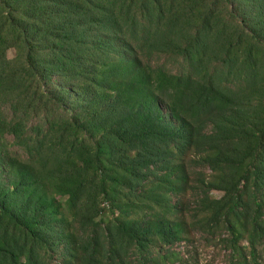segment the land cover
I'll use <instances>...</instances> for the list:
<instances>
[{"label":"trees","instance_id":"16d2710c","mask_svg":"<svg viewBox=\"0 0 264 264\" xmlns=\"http://www.w3.org/2000/svg\"><path fill=\"white\" fill-rule=\"evenodd\" d=\"M201 167L194 225L259 264L264 0H0V264H168Z\"/></svg>","mask_w":264,"mask_h":264},{"label":"rangeland","instance_id":"374dc122","mask_svg":"<svg viewBox=\"0 0 264 264\" xmlns=\"http://www.w3.org/2000/svg\"><path fill=\"white\" fill-rule=\"evenodd\" d=\"M15 53L16 51L13 48L8 51L10 57H13ZM161 62H164L170 70L178 68L175 64L177 62L176 59L162 57ZM12 141L13 139L10 138V142ZM11 148L17 149L15 146ZM200 172H204L202 167L200 169L189 168L187 171L188 179L180 185L178 194L173 195L174 202H180L185 206L182 208L183 213L178 216L184 227L187 228L183 235V240L176 241L171 245L158 242L155 247L151 248L152 257L157 258L160 254H166V256L169 254L168 264H238L237 261H234L232 248L225 241V239L228 241L229 238H232L230 232L225 228L222 230L217 229V231L213 229L205 231L203 230L204 226L194 225L189 213L191 211H187L188 201H191L190 204L194 201V192H203L205 190V186L201 185L202 182L198 181ZM211 192L214 197L222 195L221 191L216 189ZM105 209L108 210L109 207L107 206ZM240 242L247 244L244 238ZM172 251L174 253L170 254L169 252ZM246 252H249V250L247 249ZM125 256L127 257V264H138L136 262V254L131 247L127 249ZM258 263L264 264V241L259 245ZM46 264H61V260L57 258L56 261H47ZM148 264H156V262H149ZM248 264L256 263L249 261Z\"/></svg>","mask_w":264,"mask_h":264}]
</instances>
